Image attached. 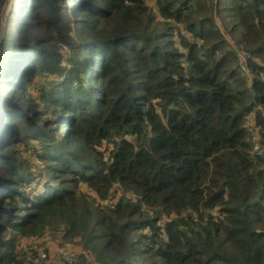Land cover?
<instances>
[{"label":"trees","instance_id":"16d2710c","mask_svg":"<svg viewBox=\"0 0 264 264\" xmlns=\"http://www.w3.org/2000/svg\"><path fill=\"white\" fill-rule=\"evenodd\" d=\"M16 1L0 43V264L49 230L99 264H264V0ZM30 142L43 174L17 154ZM121 188L114 209L90 196Z\"/></svg>","mask_w":264,"mask_h":264},{"label":"rangeland","instance_id":"374dc122","mask_svg":"<svg viewBox=\"0 0 264 264\" xmlns=\"http://www.w3.org/2000/svg\"><path fill=\"white\" fill-rule=\"evenodd\" d=\"M217 1V0H216ZM208 6L211 5L210 0H206ZM18 1L16 0H7V2L5 3V5L3 6V8L0 9V37H1V33L5 24V21H7L8 15L11 12V9L13 7V5H17ZM213 10V9H212ZM219 13H214L212 14V18L215 20L216 25L218 26V28L221 30L222 34L226 37V39L228 40L227 42L229 43L230 47L232 49H234L237 59L239 58L241 53H246L249 58H250V54L245 51L240 49V47L237 45V40L234 37V35L230 32V26L231 24L229 23V21H224L223 19H221L218 15ZM174 30H175V34H177V32H182L184 34V36H187L189 40H194L191 39V37L189 36V34L184 30V28L182 26H174ZM195 43L197 42V40L194 41ZM203 43V41H198L197 45H201ZM68 51V52H65ZM60 52L63 53L64 56H69L70 54V49L66 48V50H63L60 47ZM248 73H245L242 70V73L244 75H247L246 80L249 81V83H252V75L249 71V69L247 68ZM55 77L54 76H45L43 78H37L35 79V84L38 85V87L34 88L33 86L31 87V91H32V95L37 98L38 95V88H40V86L43 83H46L48 81L54 80ZM254 116V115H253ZM255 117V116H254ZM58 125L56 124V128H57V133L60 135L62 130L64 132V127L65 124L61 125L60 127H57ZM62 129V130H61ZM248 139L250 141V133H248ZM251 143V142H250ZM40 145L37 142H30L28 144V146L25 145H20L17 148V154L26 162V167L30 170H32V172L39 174L40 172H42L43 174V170H44V166L43 164L37 160L36 158V153L39 149ZM118 189H115L113 194L111 195V197H115L116 199H118V197H122L123 195H129V192L124 189L121 188V191H117ZM90 192V190H89ZM90 196L95 197L98 201H100V203L102 204L103 202H105L108 198L105 199H99L97 194L95 193V191L91 190L90 192ZM130 198V197H128ZM117 203V201L115 200V204ZM61 242L62 239L60 237V235L57 234V232H55L54 230H49L48 232H46L43 236L40 237H22V236H18V240H17V253H18V258L20 261H22L23 259V251L26 249V247L28 246H34L37 249H44L46 251H48L50 258L53 262L52 264H64L61 263L57 257H56V253L60 248H65L68 247L72 250H74L77 255H78V263L77 264H99L98 260L96 257L90 255L87 251L82 249V243L80 241L79 238L75 239L72 242H68L66 244H68V246H61ZM35 248V249H36ZM81 253L83 255L86 256V258H82L81 260Z\"/></svg>","mask_w":264,"mask_h":264},{"label":"built area","instance_id":"2783aa9c","mask_svg":"<svg viewBox=\"0 0 264 264\" xmlns=\"http://www.w3.org/2000/svg\"><path fill=\"white\" fill-rule=\"evenodd\" d=\"M249 56L246 53H241L239 56V67L241 70H243L245 73H248L247 71V62H248ZM261 80L264 82V72L261 74ZM248 130L250 133V142L253 146V151L255 153H262L263 151L260 148V128L256 125V120L253 115L248 116ZM115 200L117 199L115 197H111V195L108 196V199L103 202V204L111 209H114L116 204ZM218 214L216 210L209 211V215L211 217H215ZM34 246H28L23 251V264H46L49 261L50 255L48 251L44 249H35ZM57 259L64 264H77L78 263V255L77 253L68 248H60L56 253Z\"/></svg>","mask_w":264,"mask_h":264},{"label":"water","instance_id":"95a60500","mask_svg":"<svg viewBox=\"0 0 264 264\" xmlns=\"http://www.w3.org/2000/svg\"><path fill=\"white\" fill-rule=\"evenodd\" d=\"M5 30H6V21H5V24H4V27H3L2 33H1L0 43H1L2 39H3V37H4Z\"/></svg>","mask_w":264,"mask_h":264}]
</instances>
